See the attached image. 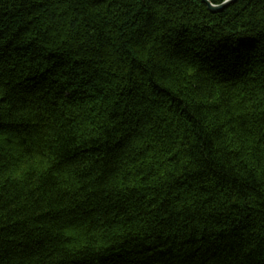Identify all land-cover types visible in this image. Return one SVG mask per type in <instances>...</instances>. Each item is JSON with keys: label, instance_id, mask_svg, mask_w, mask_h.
<instances>
[{"label": "trees", "instance_id": "trees-1", "mask_svg": "<svg viewBox=\"0 0 264 264\" xmlns=\"http://www.w3.org/2000/svg\"><path fill=\"white\" fill-rule=\"evenodd\" d=\"M0 264H264V0H0Z\"/></svg>", "mask_w": 264, "mask_h": 264}, {"label": "water", "instance_id": "water-1", "mask_svg": "<svg viewBox=\"0 0 264 264\" xmlns=\"http://www.w3.org/2000/svg\"><path fill=\"white\" fill-rule=\"evenodd\" d=\"M201 2L206 5L210 13H218L225 9L227 6H229L231 3L235 2V0H227V2L224 1L219 5H214L209 0H201Z\"/></svg>", "mask_w": 264, "mask_h": 264}, {"label": "snow or ice", "instance_id": "snow-or-ice-1", "mask_svg": "<svg viewBox=\"0 0 264 264\" xmlns=\"http://www.w3.org/2000/svg\"><path fill=\"white\" fill-rule=\"evenodd\" d=\"M225 2H227V0H225Z\"/></svg>", "mask_w": 264, "mask_h": 264}]
</instances>
